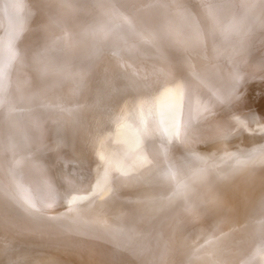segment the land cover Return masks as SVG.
<instances>
[{"label": "bare ground", "instance_id": "1", "mask_svg": "<svg viewBox=\"0 0 264 264\" xmlns=\"http://www.w3.org/2000/svg\"><path fill=\"white\" fill-rule=\"evenodd\" d=\"M254 114L263 122L264 0H0V264H114L144 213L194 189L193 220L211 224L182 226L199 237L174 264H264ZM128 156V215L108 197L91 220L58 216L62 176L97 175L107 194Z\"/></svg>", "mask_w": 264, "mask_h": 264}, {"label": "rangeland", "instance_id": "2", "mask_svg": "<svg viewBox=\"0 0 264 264\" xmlns=\"http://www.w3.org/2000/svg\"><path fill=\"white\" fill-rule=\"evenodd\" d=\"M60 97H61V98H59L60 101L58 100L59 106L61 105L62 108H65V106L67 105V100H65L64 95H61ZM65 103H66V105H65ZM262 119H263L262 123H264V116L262 117ZM123 161H125L122 163V166L125 167V170L122 173L123 178L120 181L119 179L116 178V176H114L113 177L114 182L111 183L110 186H112V187L114 186L115 188L112 191H109L107 194L101 193L102 191L99 188L100 187V180H99L97 175L91 181V183H90L91 186H87V187H86V185L84 187H82L83 185H80V184L79 185L77 184V186L76 185L72 186L71 184L66 182V179L64 180L65 176H62V179H63L61 181L62 192L65 195L63 194V196H62L64 201H62L63 206L61 207V211L60 210L58 211V213H59L58 216L72 214L75 217L77 216L78 219L91 220L90 215L92 214V212L94 210L91 207L93 201L94 200L95 201L108 200V197L110 199H114L117 201L121 197L127 198V200H126L127 201V207L122 210V214L128 215L130 213V207H132L136 204V202H134L132 200V198L130 196H128V191H130V189H132L133 186H135L137 184V181L135 180V176L137 175L138 171L136 168L134 169L131 167L132 159L130 156H128L126 159H123ZM75 167H77V165ZM80 171H81V173L83 172L82 170H80ZM80 171H79V169H77V173H76V172H72L70 170V172H72L71 173L72 177L74 176L75 179L79 178L78 174H80ZM132 179H134V180H132ZM88 187H89V189H88ZM118 187H119V189L120 188L122 189L121 192L120 191L118 192ZM75 190H76V192H75ZM195 192H196V189H194L193 192L188 193L187 196L184 197L183 199L181 198L179 200L178 205H176V206L166 207L167 204L164 203V205L163 204L159 205L156 209H153L150 212L144 213V215L140 218V220L137 221V223L135 224L136 226L130 232V234H128V236H125L124 240L120 239V241H117V245L114 247L113 250H111V252L108 255L110 257V260L114 264H143V263L144 264H149V263L153 264L154 262H155V264H159V263L160 264H174L176 257H177V254L185 248V246L189 243V240H191L193 238L197 239L199 237V234L197 233V235L195 234L193 236H189L190 238H186V237L183 238L182 233L178 232V231H181L182 226L185 224H188V225H191V227L193 228L192 229L193 231L196 229H198L200 231L201 228H198V227L201 224L207 228L209 226L210 221H211V219H210L211 215L210 214L203 216L201 218V220L199 221V223H197V221L195 219L193 220L192 216H193V212L195 211L194 210L195 202L193 201L191 196ZM88 193H89V195H88ZM77 197H78V199H77ZM82 198H83V200H82ZM155 214H156V216H155ZM168 229H170L172 232ZM198 230H197V232H199ZM84 233H85L84 238L87 239V235H86L87 232L85 231ZM146 234H148V235H146ZM126 238H127V242H126ZM187 239H189V240H187ZM171 240H173V241H171ZM79 242H83V240L80 239ZM155 242H157V243H155ZM161 243H162V245H164L163 247H161V245H160ZM168 244H170V245H168ZM155 247L156 248L158 247L159 249L157 248L158 250L156 251ZM142 248H144L145 250H142ZM142 251H143V254L141 253ZM144 251H145V253H144ZM146 252H148V254ZM157 252H158V254H157ZM156 254L158 257L155 256ZM160 255H162V256H160ZM152 256L155 257L156 259L155 258L154 259L157 261L153 262ZM159 256H160V258H159ZM147 258H148V260H147ZM110 260H107V261L110 262ZM136 261L139 263H137Z\"/></svg>", "mask_w": 264, "mask_h": 264}, {"label": "snow or ice", "instance_id": "3", "mask_svg": "<svg viewBox=\"0 0 264 264\" xmlns=\"http://www.w3.org/2000/svg\"><path fill=\"white\" fill-rule=\"evenodd\" d=\"M177 93H178L177 99L179 100L180 99V97H179V90H177ZM164 95H166V93ZM161 108L162 109L164 108V105L163 104L161 105ZM161 114H163V113H161ZM172 117H173V119L178 124L179 118H180L179 104L177 105V110L174 113H172ZM244 120L247 122L248 127H250L253 123H255L257 125V127L251 128L252 131L264 133V123L260 122L259 118L256 117L255 114H254L252 120H247V119H244ZM237 122L239 123V129L243 128L245 130H248V128L245 127L244 123L239 122V119H237Z\"/></svg>", "mask_w": 264, "mask_h": 264}]
</instances>
